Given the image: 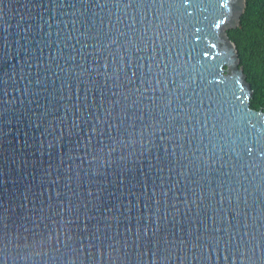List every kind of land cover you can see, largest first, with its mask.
Here are the masks:
<instances>
[{
	"label": "water",
	"instance_id": "1",
	"mask_svg": "<svg viewBox=\"0 0 264 264\" xmlns=\"http://www.w3.org/2000/svg\"><path fill=\"white\" fill-rule=\"evenodd\" d=\"M245 9L0 0V264H264V111L229 37Z\"/></svg>",
	"mask_w": 264,
	"mask_h": 264
},
{
	"label": "trees",
	"instance_id": "2",
	"mask_svg": "<svg viewBox=\"0 0 264 264\" xmlns=\"http://www.w3.org/2000/svg\"><path fill=\"white\" fill-rule=\"evenodd\" d=\"M229 37L252 87L251 108L264 111V0H246L240 25Z\"/></svg>",
	"mask_w": 264,
	"mask_h": 264
},
{
	"label": "snow or ice",
	"instance_id": "3",
	"mask_svg": "<svg viewBox=\"0 0 264 264\" xmlns=\"http://www.w3.org/2000/svg\"><path fill=\"white\" fill-rule=\"evenodd\" d=\"M142 2H143V0H142ZM151 2L153 4H159V6L161 8H163L166 5H169V4L177 3L178 2V3L181 4V6L185 7V10H187V7H189L192 4L193 0H151ZM214 2L219 3V0H214ZM223 6L224 7H227V4H224ZM169 23H170V21H169ZM217 27H219V25H217ZM133 75H135V73H133ZM137 91H139V89H137ZM108 115H111V112H109ZM173 119H175V117H173ZM165 123L167 124V123H169V121H165ZM105 124L108 127H114L117 130H119V128H120L119 125H112L110 121L100 120L99 123L97 124L96 128L93 129V131L96 132V133H98L99 135H104L105 129L102 128V127H100V125H105ZM152 127H153V125H148V128H152ZM252 127L255 128L256 125L255 124H252ZM262 127H264V124H262ZM137 130H138V126L135 123V120H133V122L131 123L130 127L124 129V133H125L126 136L129 137V139H135V137L137 135ZM168 130L169 129L168 128H165V127H161L159 129V131L161 133L166 132ZM138 134H139V136L141 138H143L145 136V130L144 129H140ZM162 138H165V137H162ZM113 139L115 140L116 138L113 137ZM92 140H96V143L97 144L100 143V141H99V139L97 137L93 136L92 133H89V142H91ZM125 143H128V140H124V139L117 140V144H125ZM88 146L89 145L86 144L85 145V148H87ZM105 147H107L109 149V152H113V151H117L118 150L115 146L106 145ZM177 147H180L179 142H177ZM92 148H93V151L95 152L96 151V145L93 144L92 145ZM99 151L100 152H103L104 151V148L101 147L99 149ZM247 154L249 156H252V154H253V148H251V147L248 148L247 149ZM260 155H261V157H264V146H262L260 148ZM89 195H94V194L93 193H89ZM69 209H72L73 211L75 210V209L72 208L71 202H69V206H68V208L65 209V211H68ZM157 215H158V213H157ZM3 221H4V218L3 217H0V223H3ZM6 226L7 225H5V227ZM144 235H147V233H144ZM97 239H100V237H97ZM113 239H114V237H113ZM0 243H3V236H0ZM6 246L7 245H5V247ZM23 246L24 245H21L19 243H16L15 244V247H17V248H20V247H23ZM84 247H88V245H85ZM91 247L95 248V247H97V245L93 243V244H91ZM109 248H113V250H115L114 247H113V245H111V244L109 245ZM3 250H4L3 248H0V252H2ZM57 251H59V249H57ZM71 251H72V254H73L72 255V260L75 261V264H84V260H86L89 256H92L93 259H95V253L85 252L83 248H72ZM254 251L255 250L253 249V252ZM101 256H103V253H101ZM82 257H83V259H82ZM109 259L110 260L112 259L111 255H109Z\"/></svg>",
	"mask_w": 264,
	"mask_h": 264
}]
</instances>
